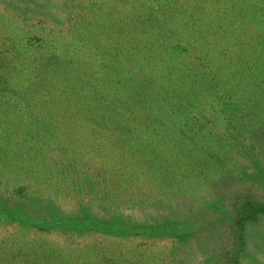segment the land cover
Masks as SVG:
<instances>
[{
    "label": "rangeland",
    "instance_id": "obj_1",
    "mask_svg": "<svg viewBox=\"0 0 264 264\" xmlns=\"http://www.w3.org/2000/svg\"><path fill=\"white\" fill-rule=\"evenodd\" d=\"M160 2L0 0V264H264V0Z\"/></svg>",
    "mask_w": 264,
    "mask_h": 264
},
{
    "label": "trees",
    "instance_id": "obj_2",
    "mask_svg": "<svg viewBox=\"0 0 264 264\" xmlns=\"http://www.w3.org/2000/svg\"><path fill=\"white\" fill-rule=\"evenodd\" d=\"M165 1H167V0H161V2H160V8L163 6V4H164V2ZM258 19V17L255 19V20H257ZM191 24H195V23H191ZM194 27V25H192L190 28H193ZM233 29V28H232ZM233 31L232 30H229L227 33H222V34H220V36H221V39L222 38H224V37H226L227 35H230V36H232L233 34ZM213 37H215V34H211ZM213 37H212V39H213ZM233 37V36H232ZM227 38H228V36H227ZM211 39V38H210ZM258 39H260V38H258ZM257 38L255 39V38H252V39H250L247 43H244V45L245 44H263L260 40H258ZM254 42H253V41ZM223 41H231V40H221V42H223ZM257 42V43H256ZM212 44L214 45H208L207 47H206V49L208 48V49H212V50H214L215 51V46L216 45H220L219 44V42H217V41H215L214 39H213V42H212ZM223 45H225V44H221V47L223 46ZM217 56H219V61L223 64V62L220 60V58L225 62V60L227 59H232L231 58V56H230V54H228L227 53V51H223L222 53L221 52H219L218 54H217ZM249 56V59H248V61H251V63H253V60H254V55H252L251 53H250V55H249V53L246 55V57H243V58H247ZM113 62H111L112 63V67H111V69L112 70H114V71H118V69H117V67L118 68H120V66H122V65H124V63L123 62H116L117 61V59H114V60H112ZM226 63V62H225ZM226 64H229V62L228 63H226ZM117 66V67H116ZM227 71V73L229 72V69H227L226 70ZM234 72V71H233ZM233 72H231V73H233ZM209 73V74H208ZM212 74V72H207V73H205V77L207 78V80H209V79H213V77H215L216 76V74H218V73H214L213 74V76L212 77H210V76H208V75H211ZM142 77L145 79V78H147V76L146 75H142ZM146 81V80H145ZM14 83V82H13ZM209 83V82H208ZM15 85H17L18 86V84L17 83H14ZM12 85V84H11ZM176 85H181L179 82H176V81H174V80H171V79H168L167 80V84L164 86V87H162V92H166V93H169V92H173L174 91V87L176 86ZM3 86L5 87V86H7V89H9V84L8 83H4L3 84ZM182 87V86H181ZM172 88V89H171ZM249 89V88H248ZM248 89H246L247 90V93H248ZM10 90V89H9ZM12 100L13 99H17V97L16 98H11ZM20 99H22V98H20ZM20 99H19V101H20ZM18 100V99H17ZM9 104V105H8ZM11 104V105H10ZM0 108H2V109H4L3 111L6 113V114H9L10 112H9V110L11 111V110H13V111H11L12 112V114H16V112H20V109L19 110H17V104L15 103V102H11L10 103V101H9V99L7 98V97H3V98H0ZM28 111V110H27ZM9 112V113H8ZM5 114V115H6ZM13 116V115H12ZM113 116V115H112ZM111 116V117H112ZM124 127H126V129H125V131L126 132H128L127 134H132V136H134V139L135 140H137L138 138L136 137L137 135L136 134H134V132L131 130V129H129L128 128V126H124ZM112 132H113V134L114 133H119L121 136H122V134L119 132V130H116V129H112L111 130ZM120 131H122L123 132V128H120ZM27 140H29V139H27ZM29 145H31V144H29ZM37 145H40V144H34L33 145V147H36ZM17 146V145H16ZM41 148V147H40ZM37 149V148H36ZM38 150H41V149H39L38 148ZM37 151V150H36ZM0 152H1V155H5V156H19V152H20V150H16V147H15V150H14V148L11 146V150L10 149H8L7 148V146H6V144H5V146H2L1 148H0ZM37 152H39V151H37ZM2 165V164H1ZM4 165V164H3ZM5 166V165H4ZM8 167H11V165L9 164V166ZM2 181H0V183H1ZM136 204V203H135ZM134 204V205H135ZM244 213H245V215H244V217L243 218H240V219H238L237 221H236V224L238 225V227H239V230H240V236H241V240L243 241V244L241 245V249H240V251H241V253L243 252V255H244V253H247L248 252V244H247V242H246V234H247V232H248V227H247V223L249 222V220H252L253 219V221L256 223V224H260L261 223V220L264 218L263 216H264V208H257V209H253V207H251L250 205L248 206V204H246L245 205V208H244ZM22 217H18V220H20ZM23 220H25V222H28V220L27 219H24V218H22ZM21 219V220H22ZM20 220V221H21ZM20 221H18L17 223H20ZM85 225H83L85 228H89L90 229V231H106L108 234H110V235H113V236H117V237H124V236H137V235H140V234H142V233H144V232H146L147 233V231H150V232H153V229H146V228H144V227H141V225H140V223H138V222H136V221H132V222H125V221H120L119 223H116V224H107V223H103V222H101V221H97V220H94V221H90V220H86V221H84L83 222ZM62 224H65V226H66V223H64V222H61L59 225H62ZM51 226H55V223L53 224V223H51L50 224ZM29 226H31V228L34 230H36V229H38V227H37V225L32 221V223L29 225ZM50 226V227H51ZM57 227H62V226H58L57 225ZM56 227V228H57ZM168 228H170L169 227V225L167 226ZM166 227V228H167ZM30 228V229H31ZM64 229V228H63ZM168 230V229H167ZM179 233V232H178ZM170 234H176V232H174V231H171L170 232ZM186 235V233H183V232H181V233H179V236L180 237H184ZM179 237V238H180ZM246 255V254H245ZM239 257V256H238ZM237 257V259H236V264H239V261H237V260H239V258ZM256 264H259V262L258 261H256Z\"/></svg>",
    "mask_w": 264,
    "mask_h": 264
}]
</instances>
